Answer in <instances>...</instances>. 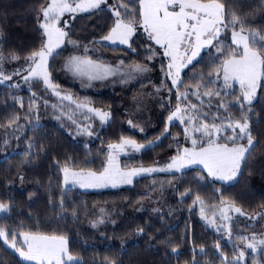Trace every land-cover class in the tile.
I'll use <instances>...</instances> for the list:
<instances>
[{"label":"trees","instance_id":"16d2710c","mask_svg":"<svg viewBox=\"0 0 264 264\" xmlns=\"http://www.w3.org/2000/svg\"><path fill=\"white\" fill-rule=\"evenodd\" d=\"M107 1L115 7L128 4V12L138 21V0ZM220 2L228 20L232 14L240 18L246 34H264V0ZM48 3L49 0H0V54L4 57L0 69L11 77L8 83L0 82V204L7 206L0 213V229L9 233L8 241L15 238L20 243L22 232L64 236L69 254L79 257L75 264H237L233 259L239 248L247 252L246 260L239 264H264V249L258 243L264 239V78L251 103L243 101L239 85L229 81L230 86H226L223 77L215 72L224 56L208 47L184 68L175 88L165 80L170 101L165 108L177 104L182 92L187 93L183 102L195 105L191 108L199 122L222 127L229 120H248L255 143L232 182L209 179L195 167L179 173L141 175L131 184L115 188H63L60 168L98 171L105 165L108 145L124 137L148 142L161 135L141 150L130 148L120 156L122 165L132 167L177 155L186 144V133L179 121L167 120L165 110L146 133L132 129L121 106L126 92L81 93L62 73L61 60L71 51L69 44L49 57L48 71L57 89L71 90L75 96L86 97L93 106L108 109L110 117L104 124L96 121L91 135L74 133L71 119L59 116L56 97L42 79L13 80L30 65L27 57L45 41L40 28L41 9ZM106 4L61 19L63 27L67 21L68 43L77 39L94 42L125 64L151 69L159 64L163 69L162 50L145 33H135L130 46L105 42L103 37L116 20ZM120 11L123 18L129 17L123 15V8ZM231 31V26L224 29L217 41L226 51L235 48ZM13 55L18 59H12ZM136 89L134 86L130 92ZM195 174H203L206 181L201 182ZM169 185L172 196L161 216L152 215L149 209L135 212L141 199L153 197L158 188V193L165 195ZM197 196L205 205L222 200L242 210L243 214L230 218L228 240L201 220ZM108 202L110 208L116 206L117 212L112 223L105 226L106 236L100 237L89 221L95 206ZM253 235L256 252L246 248L247 242H253ZM0 264L31 263L19 258L0 238Z\"/></svg>","mask_w":264,"mask_h":264},{"label":"snow or ice","instance_id":"6c2138e0","mask_svg":"<svg viewBox=\"0 0 264 264\" xmlns=\"http://www.w3.org/2000/svg\"><path fill=\"white\" fill-rule=\"evenodd\" d=\"M105 2L106 0H49L47 6L41 9L43 19L40 28L45 41L40 49L33 51L27 57L30 65L27 69L28 75L24 79H42L48 88L55 91L57 86L50 79L48 59L64 44L68 35L65 31L67 21H64V27H61V18L66 13L75 14L98 9ZM120 8L124 9L123 15L132 18L124 19ZM112 11L116 17L115 24L103 39L112 43L129 44L136 29L135 15L128 12V4H120ZM139 18V23L147 32L148 38L164 50V56L170 58L167 74L172 79L173 86L178 85L181 68L191 64L200 55L202 49L214 47L217 53L224 56L217 69V74L219 75L222 71L226 86H230L228 85L230 80L238 82L243 101L251 103L258 82L264 78V34L251 31L245 34V25L240 18L232 14V18L227 19L225 6L220 0H139ZM237 25H239L238 28ZM229 26L233 29L232 43L236 47L226 51L214 42L219 40L221 32ZM11 58L18 59L15 55ZM3 59L4 57L0 54V61ZM69 68L78 75L87 76L90 80L105 79L109 75L116 74L111 66L98 63L90 58L72 57ZM134 70L146 71L147 68L136 65ZM0 77L3 80L11 78L4 76L2 72H0ZM211 94L206 93V95ZM56 95L59 96L60 93L56 92ZM181 98L186 99L187 93L178 94L177 99ZM63 99L72 100V97L64 96ZM77 107L86 108L88 112L98 116L102 122H106L110 117V113L91 108L87 103L77 104ZM191 107L195 108V105ZM184 111L186 110L177 105L168 120L171 122L180 119L182 123L191 124L194 118L189 116L188 120L184 121L181 115ZM227 128L231 129L234 134L224 137L229 141L225 143L219 142L222 129L215 123L211 125L204 123L191 129V131L201 133L203 139L198 142L197 139L192 138V148H184L166 168L122 170L118 163V153L124 151L126 147H131L136 151L145 147V145L137 144L133 139L122 138L120 143L108 145L110 151L107 163L101 172L72 171L65 167L63 169L64 183H71L73 186L78 184L81 188L116 187L119 184L132 183V177L140 172L150 173L172 169L179 171L185 165L197 163L202 164L210 176L221 180H231L237 175L255 141L246 118L243 121L236 120L235 122L229 120ZM167 131L166 128L165 132ZM189 131V128L186 127V136ZM88 134L91 135V132ZM242 139H247V145L237 143ZM196 200L203 203L199 196L196 197ZM6 207V205L0 204V211H4ZM201 211L203 214V208ZM234 211L243 214L239 207H236ZM226 213L227 209H222L220 212V216L225 220L229 219ZM214 219L215 214H213ZM8 236L9 233L0 229V238H3L5 243H9ZM250 239L253 242L247 243L246 248L255 252L257 250L256 237L253 235ZM23 241L27 246L26 251L17 247L15 238H13L11 246L26 261L34 262V264H65L66 260L68 262L73 260L64 236L39 232L24 233ZM258 243L264 249V239ZM244 256L245 252L240 251L237 264H239V259Z\"/></svg>","mask_w":264,"mask_h":264},{"label":"rangeland","instance_id":"374dc122","mask_svg":"<svg viewBox=\"0 0 264 264\" xmlns=\"http://www.w3.org/2000/svg\"><path fill=\"white\" fill-rule=\"evenodd\" d=\"M105 3H107L106 7H109L112 9L115 8V5L112 3L108 4L107 0ZM105 3H102V4H105ZM70 15H72V14L66 13L61 19L67 20L69 17H71ZM42 19H43V17H41V21H42ZM127 19H131V17L129 16L128 18H126V20ZM139 19L136 23L135 33H145L148 36V34L144 30V28L141 27V25L139 23ZM114 24L112 27H114ZM60 26L63 27L62 24H60ZM109 32H108V34H109ZM135 33L131 37L130 41L133 39ZM230 39L232 41V31L230 34ZM105 42H107L111 45H128V44H120L118 42L112 43L111 41H106V40H105ZM220 43H221L220 41L217 42V45L220 46L221 45ZM66 44L71 45V51L69 52V54L66 57H64L61 60V68H62V73H63L64 77L69 80V83L71 85L75 84L76 87L79 89V91H81V93L90 92V91H92V92L93 91L94 92H104V91L126 92V95H123L121 98V104H122L121 106H123V111L125 113V119L127 120L128 125L132 129H134V130H136L142 134L146 133L150 128L155 126L154 120L156 119L157 115H159L160 112L165 110V112H166L165 116L168 120V117L175 111L177 105H179L182 109L186 110L181 114L184 121H187L189 116L194 118L193 122L191 124L182 123L180 119H175V120L179 121L183 125L184 128L187 127L190 130L186 136V144L184 145V147L182 148V150L179 153H181L184 148H192V143H191L192 138L197 139L198 142H200L203 139L201 133L191 131V129H193L195 127H199L201 124H204V123L199 122L194 117V114H193V111H192L190 104H186L185 102H183V100L181 98L180 100H178L179 102L177 104H175L174 106H172L170 108H168V107L165 108L168 105V103L170 102L169 96L166 92V90H168V86L165 84V80L169 81L170 87L175 88L176 86H173L172 79L167 74L169 71L168 70V64L170 62V58L163 55L164 50L162 48L159 47L162 50V56H163V60H164L163 69H161L159 64H157L156 68H154V69H151L147 66L140 65L142 67H146L147 70L146 71H135L134 67L136 65H139V64H136V63L125 64L118 56L109 54L107 51L100 49L94 42L88 43V42H83L82 40L77 39L74 43L70 44V43H68V40L65 38V42L61 47H65ZM234 47H236V46L234 45ZM205 49H207V48L202 49L201 52H203ZM201 52H200V54H201ZM72 57L90 58V59H92L98 63L109 65L116 71V74L115 75H109L105 79H91L90 80L87 76L78 75L75 72L70 70L69 64L71 62ZM156 57H157V55L154 54V58H156ZM219 66H217V69L219 68ZM28 68H29V66H27V68L25 70L23 69L22 71H24V72L21 73L20 75H16V76L14 75V77H12V79L13 80L14 79L17 80L19 78L24 79V77L28 75V72H27ZM184 68L185 67L181 68L179 81L181 79V74H182ZM217 69L215 71L216 73H217ZM0 72L4 73L1 69H0ZM219 74L223 77L222 71ZM4 76H6V75L4 74ZM0 80H2L3 82H7V83L10 81L9 79L3 80L2 77H0ZM230 82L235 83L236 81L230 80ZM236 83L239 85L238 82H236ZM259 84H260V81L258 82V86H259ZM134 86L137 88L136 89L137 91L132 93V92H130V89H132ZM258 86H257V89H258ZM257 89H256V93H257ZM56 92H59L60 95L59 96L56 95ZM256 93L253 96L252 100L255 98ZM52 94L56 97V105L55 106H57L56 108L59 112V116L67 117V118L71 119V121L74 123V129H75L74 133H76L78 135L87 136L89 132H92L93 124L96 121H98L99 124L105 123V122H102L100 120V118L98 116H96L94 113L88 112L86 108H78L77 104L87 103L89 105V107H91V108H95V109L102 110L104 112H108V109L106 107H95L88 102V99L86 97L75 96L71 90H59L56 88L55 91L52 89ZM64 96H71L72 100L63 99ZM240 98L243 100L242 94H241ZM158 104L161 107H159ZM129 121H131V123H129ZM227 124L228 123L224 124L221 127V129H222V131L220 133L221 139L219 141L221 143L229 142V141L225 140L224 137L232 136L234 134L231 129L227 128ZM236 132L238 133L239 130L237 129ZM160 136L161 135L156 136V137L150 139L148 142H139V141L135 140L134 138H129V137H124V138L133 139L137 142V144H142V145L147 146V145H150V144L158 141ZM120 141L113 142L111 144H117V143H120ZM237 143L247 145V139H242L240 141H237ZM130 148L131 147H126L124 149V151L118 153V157H117L118 163H119L121 169L124 171H129L131 169H140V168H145V169H147V168H166V166L169 163H171L172 159L179 154L178 153L175 156L166 158L164 160H160L159 162H156V163L150 164V165H140V166H132V167L131 166H124L121 164L119 158L123 154L127 153V151ZM131 149H133V148H131ZM109 151H110V149L108 147V154H109ZM108 154H107V158H108ZM106 163H107V159H106L104 167L106 166ZM195 167L201 168L203 170L204 174L209 179H215V180H218L221 182H226V183L232 182L233 180H235V178L237 176L236 175L231 180H221V179H218L216 177L210 176L208 174L207 169H205L202 164L197 163V164L185 165L179 171L172 169L169 171H154V172H150V173L149 172H140L138 175L132 177V182L136 177H139V176L145 175V174H153V173L165 174V173H174V172L179 173L183 170H187V169L195 168ZM64 168L65 167L60 168V179H61V185L63 188L74 187V188H77L80 190L81 189L82 190L102 189V188H81L78 184L75 186H73L71 183L65 184L64 183V172H63ZM68 168L72 171H85V172L94 171V170L74 169L71 167H68ZM103 168L98 170V171H94V172L99 173L103 170ZM195 176H196V178H198L203 183L206 181L203 174H195ZM168 184H171V182L169 181ZM125 185H129V184H119L116 187H121V186H125ZM169 186L170 187L167 188V192L165 195L159 194L158 191L160 190V188H158L156 194L153 197L141 199V201H140L141 204L135 210V212L140 213L141 210L147 211V209H149V212H151L152 215L155 214V215L161 216L163 213V210L167 204V199L169 201L171 196H172V185H169ZM103 188H115V187L107 186V187H103ZM170 191H171V193H170ZM110 204L111 203L108 202L107 204L96 205L94 210L92 211L93 215L91 218V222L89 221V223L91 224L90 227L94 228V230L97 229L96 231L100 237L106 236L105 231H104L105 226L110 225V223H112L111 219L114 216V214L117 212L116 206L114 208L113 207L110 208V206H109ZM196 205L199 209V216H200L201 220L209 228L214 229L217 232H220L221 236L224 238H227V240H228V238H229V221H230V218L234 214H236L234 209L238 206L230 204V203L222 201V200L213 204V205H205L204 203L201 204L198 201L196 203ZM202 208H203V214L201 211ZM222 209H227L226 214L229 217V219L225 220L220 216V212ZM1 212L2 211H0V213ZM213 214H215L214 220H213ZM210 221H212V222L210 223ZM24 233H30V232H22L21 236H20V243H16V245H17V247L26 251L27 246L24 244V241H23V234ZM3 241H4V239H3ZM11 243H12V241H9V243H5V244L8 247H10L18 255V257L21 258L23 261L34 264V262L26 261L23 257H21L19 252L16 251V249L11 246ZM247 243H252V242H247ZM240 251H244L245 256L243 258H240L239 261L242 262V261L246 260L247 252L242 248H239L238 254L234 257L233 260L237 261V258L239 256ZM71 256L73 257V260L71 262H68L66 260L65 264H75L76 262H78L79 257L73 256V255H71ZM251 264H257V263L253 262Z\"/></svg>","mask_w":264,"mask_h":264}]
</instances>
